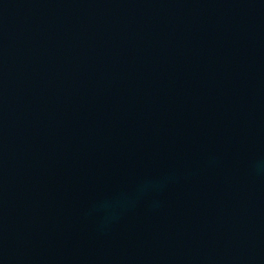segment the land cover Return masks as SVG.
I'll return each instance as SVG.
<instances>
[{"label": "water", "instance_id": "obj_1", "mask_svg": "<svg viewBox=\"0 0 264 264\" xmlns=\"http://www.w3.org/2000/svg\"><path fill=\"white\" fill-rule=\"evenodd\" d=\"M0 264H264V0H0Z\"/></svg>", "mask_w": 264, "mask_h": 264}]
</instances>
